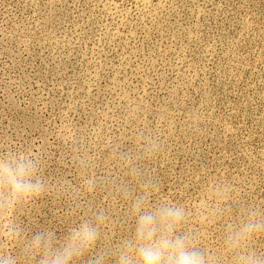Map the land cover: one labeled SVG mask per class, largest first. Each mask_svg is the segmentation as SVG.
<instances>
[{"label":"rangeland","instance_id":"rangeland-1","mask_svg":"<svg viewBox=\"0 0 264 264\" xmlns=\"http://www.w3.org/2000/svg\"><path fill=\"white\" fill-rule=\"evenodd\" d=\"M23 148L49 186L17 215L28 238L102 209L115 245L134 229L118 189L148 178L189 206L226 182L233 216L264 207V0H0V151ZM204 230L218 248L223 224Z\"/></svg>","mask_w":264,"mask_h":264},{"label":"clouds","instance_id":"clouds-1","mask_svg":"<svg viewBox=\"0 0 264 264\" xmlns=\"http://www.w3.org/2000/svg\"><path fill=\"white\" fill-rule=\"evenodd\" d=\"M131 175L135 180L139 173L132 168ZM48 187L39 152L0 151V264H79L89 254L87 264H264V250L256 247L264 239V207L251 206L233 216L228 203L232 187L226 182L208 185L194 206L159 195V185L150 178L139 180L136 192L120 187L122 197L130 201L134 229L115 245L104 232L110 218L102 209L80 218L62 238L51 229L28 238L17 215ZM82 187L94 191L95 179H84ZM221 223L219 247L204 246L205 227ZM102 239L105 243L96 250ZM16 245L19 255L13 253Z\"/></svg>","mask_w":264,"mask_h":264}]
</instances>
